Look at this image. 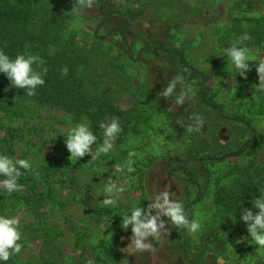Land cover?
I'll return each instance as SVG.
<instances>
[{
  "label": "rangeland",
  "instance_id": "374dc122",
  "mask_svg": "<svg viewBox=\"0 0 264 264\" xmlns=\"http://www.w3.org/2000/svg\"><path fill=\"white\" fill-rule=\"evenodd\" d=\"M107 2L112 13L100 31L107 33L102 38L95 35L102 0H94L93 7L79 15L70 14L75 0L40 2L51 19L63 21V31L74 37L75 45L91 54L74 70L76 80L93 82V104L79 110L27 101L22 114L0 110V154L27 159L39 172L35 176L21 169L18 183L23 191L9 194L0 188V216L19 217L23 245L21 253L0 264H121L113 248L125 243L121 234L132 233L131 227H121L122 216L134 207L147 208L161 191L182 202L186 215L197 219L201 228L193 235L166 220L170 234L152 241L154 251L148 252L153 259L167 258L163 244L170 253L169 264H264V249L255 244L241 219L242 209L254 210L256 198L249 192V205L244 206L246 197L236 191L249 173L259 189L260 181L264 185V90L256 86L258 62L264 60V0H175L172 9L163 8L164 14L158 12V0ZM181 6H197L201 13L170 21L169 14ZM138 12L131 23L119 16ZM110 28L123 32L128 42L182 50L193 66L211 75L205 91L212 106L202 101L197 84L187 80L185 86L194 92L188 103H175L180 85L174 96H160L168 81L184 76V70L161 48L151 55L135 46L139 53L132 58ZM245 33L250 40L241 39ZM233 45L248 49L247 79L226 54ZM194 117L203 119L200 131L188 130ZM113 118L123 130L108 154L70 159L65 140L71 128L89 125L98 137L95 156L104 140L99 125ZM253 129L256 141L232 154L251 138ZM130 152L137 154L132 157L135 172L116 171ZM215 155L227 156L212 158ZM109 178L125 188L116 194L114 206L102 203ZM180 241L186 253L178 249ZM140 258L135 254L134 259Z\"/></svg>",
  "mask_w": 264,
  "mask_h": 264
},
{
  "label": "trees",
  "instance_id": "16d2710c",
  "mask_svg": "<svg viewBox=\"0 0 264 264\" xmlns=\"http://www.w3.org/2000/svg\"><path fill=\"white\" fill-rule=\"evenodd\" d=\"M41 0H0V50L4 51L10 58H15L19 54H31L39 56L45 61V65L48 69L47 75L42 78L45 80V84L36 89V95L28 96L25 90L18 89L11 86L6 74L0 73V110L8 112H17L22 114L25 110V102H49L57 106H70L73 105L79 110L86 104L92 105V96L89 97L90 92L94 90L93 82L88 80H76L74 66L80 62L83 56L89 57V53L82 52L74 42V37L67 36L63 31L64 23L62 20H53L50 15L47 14L40 7ZM159 6H161L158 12L164 14L163 8H173L175 6V0H158ZM107 0H102L101 4V18L98 20V28L95 32L97 37H105L106 34L100 33L104 28V22L112 13L109 9ZM181 6L180 9L169 14V20L175 21L191 19L199 16L201 9L197 6ZM143 11V10H142ZM39 14V16L37 15ZM136 14H120L122 19H125L127 23L133 22L137 17ZM115 30V31H114ZM112 31V32H111ZM108 32H111L113 37L121 38L124 46L128 50L127 53L136 58L139 50H144L146 53L156 55L159 48L166 53L170 59L177 61L179 66L184 70V78L190 83H196L202 96V101L207 106H212V102L208 99L205 91V83L211 78V75L207 72L193 66L187 58L184 56L182 50L170 49L167 47H151L144 46L139 40L135 42H128L123 32H119L114 28H110ZM138 46V51H135L134 47ZM101 55V54H100ZM102 57V55H101ZM90 58V57H89ZM102 59V58H101ZM93 62V61H92ZM33 67H36L34 65ZM64 67L68 68V74L63 76L61 71ZM39 71V68H37ZM94 73H90V79L94 78ZM92 93V92H91ZM19 110V111H18ZM233 121H244V117H231L226 116ZM246 122V121H245ZM252 129V128H251ZM251 138L242 144L239 150L234 151L232 154L238 155L242 153L245 148L256 141L255 129L251 130ZM227 155H215L212 158H222ZM175 160H180L175 157ZM181 168H185L181 166ZM188 174L191 181L193 175L183 169ZM253 174H250L241 179L240 186L236 187L238 196L246 197L244 206H248V199H250V193L253 192L255 198H258L264 193V185L260 181L261 188H258L257 180ZM243 180V181H242ZM236 183V181H235ZM238 183H236L237 185ZM235 185V186H236ZM255 185V186H254ZM234 186V187H235ZM219 198L222 197L221 191H218ZM250 201V200H249ZM254 213L258 212V209L254 208ZM132 233L121 234V239H125V243L118 245L113 251L116 253L117 258H120L121 264H169L167 261L170 259V253L165 245H161L164 248V252L167 253L165 260L153 259L152 252H139L133 247H128L131 243ZM129 237V238H128ZM179 239H182V235L179 234ZM128 238V239H127ZM155 247V245H153ZM128 247V248H127ZM122 249H124L122 251ZM182 252L186 253L183 242H179V248ZM173 250L170 249V252ZM140 253L141 258L134 259L135 254ZM171 264V263H170Z\"/></svg>",
  "mask_w": 264,
  "mask_h": 264
},
{
  "label": "clouds",
  "instance_id": "9594fccd",
  "mask_svg": "<svg viewBox=\"0 0 264 264\" xmlns=\"http://www.w3.org/2000/svg\"><path fill=\"white\" fill-rule=\"evenodd\" d=\"M93 4L94 0H75L70 14L79 15L84 8H92ZM241 39L250 40L251 36L245 33ZM225 51L232 64L239 70V75L247 79L246 73L251 70L248 49L233 45ZM34 65L36 67H33ZM37 68H39V71ZM47 71L45 61L39 56L19 54L13 59L0 50V73L6 74L12 87L25 90L28 96L36 95V89L45 84L42 77L47 75ZM256 71L259 77V83L256 86L258 89L264 90V60L258 62ZM61 74L66 76L68 68L64 67ZM178 85H180V92L175 97V103L181 105L188 103L194 92L190 85L185 86V78L182 75H177L169 80L167 86L159 92L160 96L165 98L174 96ZM84 119L87 120L86 117ZM202 126L203 119L194 117L192 123L188 125V130L200 131ZM99 127L103 129L104 140L96 149L95 156H93V145H97L98 137L93 134L89 125L80 123L70 129L65 140L67 149L71 153L70 159L76 158L79 160L86 155H91L92 159H95L100 154L106 155L113 149V141L123 130L119 119L113 118L111 122L101 123ZM136 155L135 152H130L125 164H117L115 170L123 172L126 168L129 173L135 172L133 167L135 161L132 157ZM21 169L32 171L35 176H39V172L33 168L29 160H14L7 155L0 154V175L5 177L0 179V188L6 190L9 194L23 191L24 185L18 183L23 174ZM124 191L123 186H118L109 178L104 188L106 198L102 203L105 206H114L117 203L116 194ZM253 205L254 208L258 209V212L254 213L252 210L244 208L242 209L241 219L246 223L247 230L255 244L259 246V249H264V193L254 200ZM122 218L121 227L125 230L131 227L132 231L131 243L128 247H133L139 252L154 251L152 241L160 242L166 235L170 234L166 220L171 221L172 225L177 228L186 229L193 235L201 228V224L197 219L190 220L186 215L183 203L172 199L168 191L157 193L147 208L134 207L130 215L126 214ZM19 228V217L0 216V260L7 261L11 255L21 253L23 245L19 243L22 240Z\"/></svg>",
  "mask_w": 264,
  "mask_h": 264
}]
</instances>
